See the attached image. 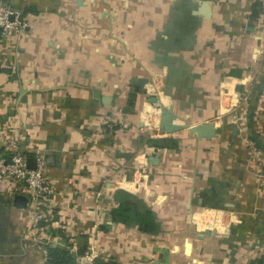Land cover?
<instances>
[{"label": "crops", "instance_id": "1", "mask_svg": "<svg viewBox=\"0 0 264 264\" xmlns=\"http://www.w3.org/2000/svg\"><path fill=\"white\" fill-rule=\"evenodd\" d=\"M4 1L21 12L25 26L0 39L1 136L13 128L23 138L26 133L29 157L37 152L46 157L45 173L52 179L60 222L65 223L61 227H66L64 239L68 237V206L80 210L81 203L92 198L101 181L113 177L139 148L147 147L137 122L141 118L148 123L149 118L145 112L141 117L135 113L133 100L141 86L133 81L154 72L174 99L189 98V86L185 89L188 84L195 87L191 97L209 100L210 88L229 84L225 80L231 74L244 76V70L249 68L248 52L253 50L250 38L255 39L257 32L239 20L247 0ZM249 1L251 6L253 0ZM204 2L209 5V16L200 11ZM258 17L259 13L251 19ZM122 33L124 36H117ZM237 52L241 53L240 59ZM239 61L240 68L232 70ZM233 78L236 89H241L238 79ZM131 93L134 97L130 102ZM207 105L196 107L213 114V106L207 110ZM111 107L122 113L127 126H102L104 112ZM189 140L202 145L211 143ZM189 140H182L177 152L165 150L160 155L158 167L165 171L154 201L156 221L161 226H173L177 217L164 214L173 212V207L184 212L203 209V196L216 210L219 200L226 211L239 212V218L230 216L223 236L194 241L197 246L207 242L206 255L200 256L193 247L189 250L192 258L183 264H264V186L244 169L245 162L241 160L240 171H225L223 183L218 190H212L214 185L204 181L202 170L216 175V162L204 167L199 158L206 154L214 159L217 156L214 151L196 149ZM3 141L0 138V147L5 149ZM125 186L134 190L130 183ZM7 191L0 189V264H46L43 253L30 241L35 230L30 228L29 194L21 189L9 197ZM16 196L25 198V206L21 205L22 199L17 204ZM51 222L47 219L37 233L50 234L54 240L50 246H66L59 228ZM123 225L119 222L117 226L122 227L118 237L132 229ZM141 229L152 230L149 225ZM80 237L76 233V244ZM147 237L137 239L146 241ZM181 253L187 255L185 248ZM144 254V259L151 260V250ZM126 259L120 256L115 261L126 264Z\"/></svg>", "mask_w": 264, "mask_h": 264}, {"label": "rangeland", "instance_id": "2", "mask_svg": "<svg viewBox=\"0 0 264 264\" xmlns=\"http://www.w3.org/2000/svg\"><path fill=\"white\" fill-rule=\"evenodd\" d=\"M243 1L241 0V2ZM259 1V17L257 19H251L253 8L249 6V0L245 2V5L243 4L244 7L241 8L240 13L241 17L239 16L243 26H249L252 30H257L255 39L250 38L253 50H250L247 56L249 68L247 70L243 69L244 76L228 75L229 77L225 81H229V84H218L215 90L210 88L209 100H195L191 97L192 94H195L193 92L195 87L188 84L185 85V89L189 86V98L174 99L166 90V83L161 86L157 73L152 72L150 76L145 78L146 83L141 86V89L135 95L133 104L136 105L135 113H137V116L141 117L140 114L145 112L149 118L148 123L141 118H138L137 122V129L143 132L142 141L147 144V147L144 149L139 148L131 156L130 162L122 164L113 177L101 181L99 188L94 190L95 194H93L92 198L87 202L81 203L80 210L68 206L67 240L64 239L66 236L63 235V230L66 227H61L65 223L60 222V218H62L59 217L60 208L58 207L57 199L53 197V194H55L54 189L51 192L49 201H34L35 208L38 209L37 213L42 214V217L38 228L34 229L35 232L33 234L45 240L47 242L46 246L49 247V244H52L54 241L53 237L50 234L40 235L37 231L47 222V219H50L52 221L51 224L59 228L58 233L63 236L62 243L66 245L69 251L76 242V233L81 236L80 238L84 239L85 243H83L82 249L77 243L78 249L75 254L72 253L75 258V264L76 256H82L87 253L96 254L97 264H116L117 261L115 259L120 258V256L127 258L125 260L126 264H131V262H133L132 264H183L184 260L192 258L193 255L191 252L189 253V250L193 247H197L200 256L205 257L206 255L207 242L198 243L199 245L197 246L194 241L196 242L200 238L214 239L218 236H223L224 225L227 220H230V216L239 218V212L226 211L224 204L219 202V200L217 201L216 210L214 207H209L208 200H204L203 196H200L201 208L203 209L193 210L190 208L188 212H184L181 208L173 207V212L164 213L177 217L176 224H173V226H161V223L156 221L157 214L153 208L155 206V197L158 194L157 187L165 171L163 167H158L160 155L165 150L177 152L182 146L180 144L182 140L204 139L211 142L210 144L202 145V143L198 144L191 140L188 141L193 147L196 144V149H205L207 153L214 151L217 156L214 159L206 154L199 158L203 160L202 164L204 167L207 165L212 166V163L216 162L219 172L216 175H209L208 171L210 170L208 169L202 170V174L205 176L204 181H210L214 185L212 190L215 187L218 190L220 184L223 183L225 171H240L239 162L241 160L245 162L244 169H247L251 176L259 178L258 181L264 186V0ZM56 4L61 5V3ZM117 36L122 37L124 35L122 33ZM236 44H239V40ZM243 53H247V51ZM235 55L240 59L241 53L237 52ZM243 62H245L244 56ZM240 63L241 61L234 64L240 65ZM235 65L232 70L239 69L241 66L235 67ZM233 77L238 79V83L242 85L241 89H236V84L232 83ZM146 84L151 85V87L146 86ZM149 97H156L155 101L158 104L151 101ZM206 102L208 103L207 110L211 109L208 108L209 105L213 106L211 109L213 112L215 111L214 113L212 112L213 114H207L205 112L206 109L203 107H196V105L202 106ZM150 106L158 108L159 114L151 110ZM197 109L204 112L199 113ZM163 111H169L174 115V122L180 126L179 129L167 132L161 126V114ZM117 124L123 127L127 126L119 110L115 107L107 108L102 119V126L113 128ZM204 124L213 126V133L209 137L198 135L196 132L191 131L193 126ZM0 138L4 139L3 142L15 140L17 142V150L28 155L25 145L27 144L26 133L23 138V134L13 128L12 131H5L2 136L0 132ZM160 138H165L166 142L165 140L160 142L158 140ZM258 144L262 146L260 150L258 149ZM251 145H254L255 148ZM35 155L43 156L46 161V157L43 154L37 152ZM247 155L248 157H246ZM4 156L8 160L10 156L8 150H6ZM230 156H233L234 159L231 160ZM45 166L44 172H46ZM221 177L222 179H220ZM236 182L239 184V181ZM126 183L132 184L134 190L130 191L125 186ZM206 190H208L207 187ZM204 193L207 194V192ZM98 201L100 204H98ZM121 204L123 205L121 206ZM208 207L214 210H209ZM145 212L150 213V220L152 221L150 226L152 230L146 232L140 227V220ZM54 222H56V225ZM119 222L124 224L123 228H132L131 231H124L121 237L117 236L118 230L122 228H117ZM76 224H78L77 227ZM113 226H116V228L114 229ZM49 230L53 231V229ZM44 232L46 233V231ZM139 236L148 237L145 241L144 238L137 239ZM30 241L33 247L37 246L32 240ZM184 248L187 255L186 253H181ZM150 250L151 260L144 259L147 257L144 252H149ZM139 252H141V255L138 254ZM175 253L180 257L174 258L176 255L173 254ZM129 258L132 259L129 261ZM45 262L48 264L47 260ZM184 264L190 263L186 262Z\"/></svg>", "mask_w": 264, "mask_h": 264}, {"label": "built area", "instance_id": "3", "mask_svg": "<svg viewBox=\"0 0 264 264\" xmlns=\"http://www.w3.org/2000/svg\"><path fill=\"white\" fill-rule=\"evenodd\" d=\"M24 26L25 22L21 12L6 1L0 0V39L8 36L14 29L23 30ZM155 102L158 104L157 101ZM3 143L10 156L7 160L4 156L5 153L0 152V189H8L6 193L9 197L14 191L21 189L29 194L30 228L37 229L42 214L37 213L38 209L35 208L34 201H49L53 190L52 182L44 172L46 161L43 156L35 155V166L29 167L27 165L29 156L17 150L15 140ZM30 240L37 245L34 248L43 253L46 261L47 242L36 234H32ZM77 249L78 246L75 242L70 248V252L75 254ZM95 257L96 254L93 253L76 256V264H97Z\"/></svg>", "mask_w": 264, "mask_h": 264}, {"label": "water", "instance_id": "4", "mask_svg": "<svg viewBox=\"0 0 264 264\" xmlns=\"http://www.w3.org/2000/svg\"><path fill=\"white\" fill-rule=\"evenodd\" d=\"M200 11L202 14L205 16H209L210 14V8L207 3H202L200 6ZM133 83L137 86H144L146 83L145 78H137L136 80L133 81ZM237 89H240V86H237ZM151 101H155L156 97H151ZM161 126L164 127V129L169 132V131H175L179 129V125H177L174 122V115L169 112V111H163L161 114ZM175 123V124H174ZM213 126L211 124H204V125H195L191 128V131L196 132L198 135H205L206 137H209L213 133ZM27 165L29 167H34L35 166V157H28L27 159ZM22 199L23 203L21 202V205L25 206V198L22 196H16L15 201H17V204H20V200ZM83 238H79L78 244L79 246H83Z\"/></svg>", "mask_w": 264, "mask_h": 264}, {"label": "trees", "instance_id": "5", "mask_svg": "<svg viewBox=\"0 0 264 264\" xmlns=\"http://www.w3.org/2000/svg\"><path fill=\"white\" fill-rule=\"evenodd\" d=\"M252 18H256L258 16V7L260 6L259 0H253L252 2ZM134 93L130 94L129 100L130 102L133 100ZM160 142H163L165 140L164 138L158 139ZM166 141V140H165ZM0 151L5 153V149L2 147L0 148ZM123 204H121L122 206ZM145 215L147 214L148 219L150 220V213L145 212ZM142 221L140 220V223ZM142 224V223H141ZM149 227L151 226V223L148 222ZM80 249H82L80 247ZM47 262L48 264H75V258L73 254L68 250L66 246H49L47 247Z\"/></svg>", "mask_w": 264, "mask_h": 264}, {"label": "flooded vegetation", "instance_id": "6", "mask_svg": "<svg viewBox=\"0 0 264 264\" xmlns=\"http://www.w3.org/2000/svg\"><path fill=\"white\" fill-rule=\"evenodd\" d=\"M141 227L142 228H144V227H147L148 226V222H150V220L148 219V217H147V214L145 215H143V217L141 218Z\"/></svg>", "mask_w": 264, "mask_h": 264}, {"label": "bare ground", "instance_id": "7", "mask_svg": "<svg viewBox=\"0 0 264 264\" xmlns=\"http://www.w3.org/2000/svg\"><path fill=\"white\" fill-rule=\"evenodd\" d=\"M149 87H151V85H149ZM150 109L155 111L156 114H159L157 110H159L158 108H154L153 106H150ZM175 124V123H174Z\"/></svg>", "mask_w": 264, "mask_h": 264}]
</instances>
